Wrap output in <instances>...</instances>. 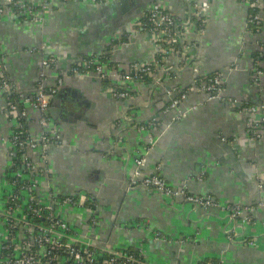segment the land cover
Masks as SVG:
<instances>
[{
  "label": "crops",
  "instance_id": "crops-1",
  "mask_svg": "<svg viewBox=\"0 0 264 264\" xmlns=\"http://www.w3.org/2000/svg\"><path fill=\"white\" fill-rule=\"evenodd\" d=\"M154 1L185 23L180 27L188 47L185 55L170 56L147 81L133 84L127 100L112 98L108 82L95 73L73 74L70 68L77 60L102 52H109L123 69L134 62H153L158 47L139 33L137 22ZM205 1L206 8L199 10ZM205 1L48 0L43 22L12 14L0 18V52L17 88L26 96L35 95L43 56L55 54L60 61L46 70L45 84L58 87L54 96L62 94L76 104L79 117L73 121L52 116L62 143L49 152V185L60 195H93L99 203V245L139 250L146 264H264V134L250 141L247 116L232 103H264V75L260 87L253 81L256 58L260 55L264 63V12L259 31L251 32L252 9L247 3ZM125 39L130 43L118 48L116 43ZM215 73L223 75L224 99H209L195 87L199 78ZM186 90L180 106L169 108L172 97ZM27 108L29 130L38 137L39 112ZM153 118L159 125L153 130L154 145L146 152L150 133L141 125ZM14 126L0 90V245L1 210L12 174L4 139ZM141 155L143 176L160 169L171 186L187 184L190 193L210 195L217 204L196 207L183 196L130 189L135 159ZM236 204L244 212L231 219L227 207ZM89 213L64 210L71 224L83 228ZM230 228L236 232L232 238ZM157 232L160 239L155 238ZM245 238L250 241L243 242Z\"/></svg>",
  "mask_w": 264,
  "mask_h": 264
},
{
  "label": "built area",
  "instance_id": "built-area-1",
  "mask_svg": "<svg viewBox=\"0 0 264 264\" xmlns=\"http://www.w3.org/2000/svg\"><path fill=\"white\" fill-rule=\"evenodd\" d=\"M43 1L45 4L42 6L32 0H0V18L5 14H12L21 19L43 22L48 0ZM242 1L253 10L249 20L254 26L251 32H258L263 22L264 1ZM206 6L205 1L198 5V8L204 10ZM184 24L160 1H154L149 5L144 17L137 22L139 33L150 37L158 47L153 62H134L123 69L112 62L109 52H102L80 58L70 69L78 76L97 74L108 82L106 90L112 98L127 100L133 95V84L147 81L157 69L163 68L165 60L170 56L186 54L188 47L183 44L180 29ZM128 43L130 41L125 39L116 44L120 48ZM259 56L255 60L253 77L254 84L258 87L261 86L264 75V63ZM59 61L60 57L55 54H44L37 92L33 96H26L7 73L3 54L0 52V90L7 99L8 115L15 121L13 132L4 139L5 144L9 146L12 174L6 181L9 187L1 210L3 237L0 245V264H146L139 250H112L99 245V235L96 232L99 224V203L93 195L85 192L60 195L49 185V152L51 148L59 146L62 140L60 128L55 124L50 112L51 99L58 92V87L46 86L45 72L56 66ZM62 83L63 80L59 78L58 85L61 86ZM195 87L208 94L209 99H224L225 81L221 73L199 78ZM188 92L189 90H186L177 96L174 95L169 108L179 107ZM167 93L172 94L174 91L168 89ZM232 103L240 113L247 116L249 140L254 142L260 139L264 134V103ZM27 105L39 112L42 130L38 137L29 130ZM158 125L156 118L141 125L150 133L149 142L145 146L146 152L154 145L155 138L152 135ZM135 162L137 168L129 178L130 189L143 187L167 196H183L196 207L208 208L217 204L210 195L190 193L187 184L180 188L171 186L161 175L160 169L154 174L143 176L141 167L145 163L144 155L137 157ZM68 208L90 212L85 220V228L69 222L64 215V210ZM227 209L231 219L238 218L244 212V208L238 204L229 205ZM250 219L249 216L246 217V220ZM228 231L231 238L232 234L236 233L234 228ZM155 238L160 239L161 234L157 232ZM247 241L246 238L243 240L245 243ZM201 264L222 263L205 260Z\"/></svg>",
  "mask_w": 264,
  "mask_h": 264
},
{
  "label": "water",
  "instance_id": "water-1",
  "mask_svg": "<svg viewBox=\"0 0 264 264\" xmlns=\"http://www.w3.org/2000/svg\"><path fill=\"white\" fill-rule=\"evenodd\" d=\"M122 6H128L127 1H122ZM202 15V13H201ZM74 101V99H73ZM71 99L62 94H58L51 99L50 112L55 119H62L63 121H73L74 118L79 117L75 112L74 106L76 105Z\"/></svg>",
  "mask_w": 264,
  "mask_h": 264
},
{
  "label": "trees",
  "instance_id": "trees-1",
  "mask_svg": "<svg viewBox=\"0 0 264 264\" xmlns=\"http://www.w3.org/2000/svg\"><path fill=\"white\" fill-rule=\"evenodd\" d=\"M252 13H253V10H252ZM252 13H251V14H252ZM201 21H202V19H201Z\"/></svg>",
  "mask_w": 264,
  "mask_h": 264
}]
</instances>
